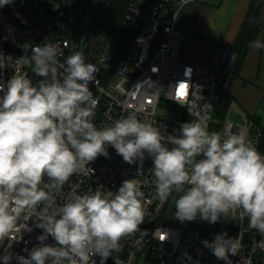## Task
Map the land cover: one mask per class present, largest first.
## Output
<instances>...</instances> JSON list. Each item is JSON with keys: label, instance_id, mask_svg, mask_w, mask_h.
I'll return each instance as SVG.
<instances>
[{"label": "clouds", "instance_id": "9594fccd", "mask_svg": "<svg viewBox=\"0 0 264 264\" xmlns=\"http://www.w3.org/2000/svg\"><path fill=\"white\" fill-rule=\"evenodd\" d=\"M12 2L0 0V7ZM21 47L31 54L30 61L23 57L25 63H33L41 79L34 84L27 73L16 72L0 83V242L8 239L12 248L11 241L22 239L13 235L20 231L16 225L22 214L35 216V227L42 232L36 237L39 246L24 249L27 256L13 257L5 250L0 264L13 258L18 264H89L95 256L105 264L124 237L147 235L140 229L148 215L145 194L136 178L124 180L115 192L99 185L79 194L74 186L57 205L56 196L72 175L95 174L89 165L108 157L107 146L129 165L139 161L138 170L146 155L152 159L155 198L163 204L173 192L182 193L175 202L176 220L199 217L216 224L238 214L241 221L247 216L249 228L264 236V154L243 129L222 138L209 132L207 119L199 117L182 123L179 135H163L155 121L134 113L97 128L93 119L98 101L89 88L97 84L96 65L79 51L61 64L58 43ZM249 47L264 49V42L257 39ZM10 61L0 53V69ZM49 237L55 246L45 243ZM201 243L225 264H233L230 257L243 248L241 234L230 237L226 231ZM244 264H251L250 259Z\"/></svg>", "mask_w": 264, "mask_h": 264}, {"label": "built area", "instance_id": "2783aa9c", "mask_svg": "<svg viewBox=\"0 0 264 264\" xmlns=\"http://www.w3.org/2000/svg\"><path fill=\"white\" fill-rule=\"evenodd\" d=\"M191 1L194 0H89L93 16L88 23L91 37L82 54L86 62L95 64L98 69L97 84L89 85L98 101L93 123L97 128L109 126L114 120L134 113L138 119L155 121L163 135H179L182 123L205 117L209 132H218L222 138H227L230 133L243 129L257 150L264 154L259 128L247 129L242 124L213 119L220 100V87L231 76L239 55L230 46L216 45L184 31L182 10ZM256 1L264 6V0ZM77 2L51 0L46 4L43 1L45 8H38L29 0H13L0 7V53L11 57L6 68L0 69V83L6 84L16 72L27 73L32 79L34 64L25 63L23 58L30 61L31 57L30 52L22 50L25 43H58L63 51V56L59 57L61 64L72 52H80L83 20L77 11ZM121 2L122 28L129 35L124 52L119 54L117 39L102 33L114 20L116 7H120ZM59 71L63 72V68ZM107 151L108 157L100 156L90 163L95 174L72 175L62 193L56 196L57 205H60L77 185V192L83 194L94 191L99 185L115 192L126 179L141 181L148 215L140 229L147 231V235L142 237L137 232L124 237L120 249L113 251L105 264H138L139 261L148 264L151 256L155 264H195L197 260L199 264H225L201 243L225 231L230 237L240 234L242 237L240 254L230 257L233 264H244L245 258H249L251 264L262 263L264 236L249 228L247 216L241 221L237 214L234 220L222 218L216 224L204 222L199 217L191 222H180L175 219L174 212L176 199L182 193L173 192L163 204L155 198L150 157L145 156L138 170L139 161L129 165L111 146H107ZM44 182H49L47 176ZM36 222L35 216L26 218V214H22L16 225L20 231L13 233L22 239L11 241L12 248L8 247V239L0 242V255L7 250L13 257L27 256L25 248L39 246L36 237L42 230L35 227ZM162 236L164 241H161ZM45 243L56 245L51 237ZM185 253L192 261L184 256ZM10 264H18V261L13 258ZM89 264H100V257H92Z\"/></svg>", "mask_w": 264, "mask_h": 264}, {"label": "crops", "instance_id": "0c3cea01", "mask_svg": "<svg viewBox=\"0 0 264 264\" xmlns=\"http://www.w3.org/2000/svg\"><path fill=\"white\" fill-rule=\"evenodd\" d=\"M251 3L255 5L253 11L259 8L260 30L254 40L264 42V6L256 0L191 1L182 10V27L187 33L213 44L231 47ZM224 86L233 97L231 103L234 108L246 113L249 120L254 115L260 124H264L261 119L264 109V49L249 47L241 64L233 70ZM252 125V128L256 127L253 122Z\"/></svg>", "mask_w": 264, "mask_h": 264}, {"label": "trees", "instance_id": "16d2710c", "mask_svg": "<svg viewBox=\"0 0 264 264\" xmlns=\"http://www.w3.org/2000/svg\"><path fill=\"white\" fill-rule=\"evenodd\" d=\"M254 3H251L250 9L247 13V16L242 23V26L236 36V39L231 46L239 55L238 61L235 65V70L241 64L244 55L246 54L250 42L254 40L260 30L259 23V8L254 9ZM253 15V16H252ZM122 18H123V5L117 10L114 16V20L112 25L109 27V35L117 39L116 41L119 44V54H122L126 48L128 42V35L125 30L122 28ZM233 97L227 87L222 85L220 87V100L217 103L214 113L216 114L218 121H224V116L226 113L229 104L231 103ZM250 119L254 123V126L260 129L261 131V139H260V147L261 150L264 151V124H260L258 121V117L252 115ZM219 125V124H218ZM219 127V126H218Z\"/></svg>", "mask_w": 264, "mask_h": 264}, {"label": "rangeland", "instance_id": "374dc122", "mask_svg": "<svg viewBox=\"0 0 264 264\" xmlns=\"http://www.w3.org/2000/svg\"><path fill=\"white\" fill-rule=\"evenodd\" d=\"M43 1H45L46 4H50L51 0H29L30 4L36 5L38 8H45L46 5H44ZM197 1L198 2H205L208 0H197ZM122 5H123V3H122ZM83 7H84V9H83ZM119 8L120 7H118V5H117L115 12ZM77 11L80 15V18L83 20L82 45H81V49H80V52L83 53L82 50L84 49V45L87 44V41H89V38L91 37V35H89L88 23H91L93 16H92V11H91V8L89 5V0H82V1L78 0ZM112 23H113V20L108 24V26L106 27V32L104 31L102 33V35H108L109 27L112 25ZM20 43H21V41H20ZM40 79H41V77L37 76L36 74L32 75V81L34 84L38 83V81ZM227 81H226V83H227ZM232 104L233 103L229 104V107L227 108L225 116H224V120L231 121V122L236 123V124L245 125V127L247 129L251 128L253 125H252L251 120H249V118L247 117L246 113H244L243 111H241L237 108H234ZM213 119H217L215 113H213ZM261 119L264 120V109L261 111ZM150 258L151 259H149L148 264H155L152 256ZM261 262H262L261 264H264V259H262ZM138 264H142V262L139 261Z\"/></svg>", "mask_w": 264, "mask_h": 264}, {"label": "snow or ice", "instance_id": "6c2138e0", "mask_svg": "<svg viewBox=\"0 0 264 264\" xmlns=\"http://www.w3.org/2000/svg\"><path fill=\"white\" fill-rule=\"evenodd\" d=\"M180 88H181V91H183V88H184V86H183V85H181V86H180Z\"/></svg>", "mask_w": 264, "mask_h": 264}]
</instances>
